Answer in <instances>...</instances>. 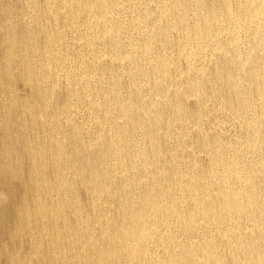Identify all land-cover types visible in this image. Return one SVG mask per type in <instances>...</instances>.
<instances>
[{
    "label": "bare ground",
    "instance_id": "1",
    "mask_svg": "<svg viewBox=\"0 0 264 264\" xmlns=\"http://www.w3.org/2000/svg\"><path fill=\"white\" fill-rule=\"evenodd\" d=\"M20 1L4 72L30 83L49 145L40 138L33 160L53 166L48 182L35 176L34 208L77 216L53 256L264 264V0Z\"/></svg>",
    "mask_w": 264,
    "mask_h": 264
},
{
    "label": "rangeland",
    "instance_id": "2",
    "mask_svg": "<svg viewBox=\"0 0 264 264\" xmlns=\"http://www.w3.org/2000/svg\"><path fill=\"white\" fill-rule=\"evenodd\" d=\"M214 1L218 0H204V3L209 6ZM230 1L234 2V0ZM21 4L20 0H0V66L2 65L0 67V264H22V261L23 264H45L47 260H50L51 264H63L59 256H53L54 252H57L65 243V239L62 240L63 235L58 237V232H63L67 223H74L77 216L71 209L65 207L63 213L66 219L63 216L54 218V215L49 211L43 219L34 208L37 198L41 195L37 190L35 176L40 174L39 177H43L48 182L53 177V166L48 161L45 163V167L41 169L38 166V168L35 167L37 161L33 160V155L36 156V153L32 147L40 141V138L44 149L45 146L48 147L49 145H47V138L44 143V138L41 136L42 125L39 118L34 116L38 113L39 104H37L35 95L31 91L30 83L20 79L17 72L13 76L4 72L5 67H7L4 62L7 39L11 36L13 39H17L24 34L25 24L18 19L21 13ZM9 31L10 35L7 36ZM174 36L173 34L172 38ZM213 54V57H215L218 52H213ZM220 65L221 63H218V67ZM11 67L16 68L15 65ZM54 94V104H60L63 100L62 93L58 94L55 91ZM28 101L32 109L24 110L21 103ZM192 102L193 100L190 97H185L184 104ZM4 120L6 123H4ZM10 120L12 121L10 122ZM31 121L33 123L30 124ZM61 126L63 129L68 128L67 124ZM222 126L225 129L236 130L235 124L233 125L234 128L228 122L222 124ZM214 131V129H211L210 133L212 134ZM70 134L67 135L68 138H64L66 145L73 140V135ZM29 140H31V143ZM82 154L78 153L80 159ZM199 157L203 159L204 154H199ZM74 186H76V199L78 198L79 209L85 213L83 219L78 220V222H82L86 220L84 219L85 216L89 218L92 215L88 195L86 194L87 186L81 185V182L77 180ZM50 201L47 198V202ZM42 224L49 230L47 235L45 233V235L41 234L44 232ZM48 239L52 240V243ZM38 240H40V243H37ZM26 251H29L30 255ZM25 254L28 259H26Z\"/></svg>",
    "mask_w": 264,
    "mask_h": 264
}]
</instances>
